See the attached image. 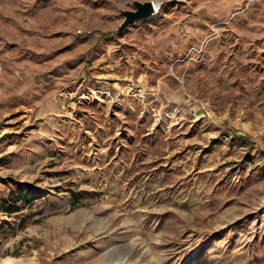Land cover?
<instances>
[{"label": "rangeland", "instance_id": "rangeland-1", "mask_svg": "<svg viewBox=\"0 0 264 264\" xmlns=\"http://www.w3.org/2000/svg\"><path fill=\"white\" fill-rule=\"evenodd\" d=\"M196 3L185 58L93 87L84 0H0V264H264V0Z\"/></svg>", "mask_w": 264, "mask_h": 264}, {"label": "crops", "instance_id": "crops-1", "mask_svg": "<svg viewBox=\"0 0 264 264\" xmlns=\"http://www.w3.org/2000/svg\"><path fill=\"white\" fill-rule=\"evenodd\" d=\"M112 1L84 0V8L79 7L76 11L78 15L86 17L85 25H89V34L83 32L82 36L86 38L85 41L71 42L65 46L67 53L71 57H77L80 60L84 58L82 60L84 64L82 73L78 78H82L85 83L89 82L90 86L93 87L113 85L114 82L121 81L123 76L127 75L129 71L141 72V65L134 67L133 64L136 60H139V64L143 63V57L151 59L155 56H162V58H169L171 62L182 60L185 58L188 48L193 47V45H188L183 41L182 35H185V38L188 36L191 38L200 36L209 23V21L204 19L192 20L190 22L189 17L184 18V15L188 14L189 11L195 10V7L202 8L207 3L198 4L196 3L198 0H159V3H163L161 15L166 22L165 24H167V34L175 33L181 27H184L185 30L179 34V42L165 40L160 45H157L156 48L155 42L152 41L154 24L147 19H144V26L137 25V20H134L128 23L121 31L111 32L107 21L117 19L116 11L112 9L114 3ZM99 3L101 4L99 5ZM180 12H184V15L179 16L178 13ZM210 12L213 13V10L211 9ZM92 15H98L103 19L99 23L93 24L90 20ZM113 24L115 25L116 22L112 23L110 27ZM74 28L77 29L79 27ZM177 31L181 32V30ZM158 50H164L163 55ZM141 57L143 60L139 59ZM129 65H131L132 70L129 69ZM123 67L126 68L124 69ZM175 77L179 81L182 80L181 77ZM137 78L142 77L139 75ZM51 109L54 111L53 107ZM46 111L45 109H41L39 112ZM47 112L48 114L50 113L49 111ZM47 119L49 120V118Z\"/></svg>", "mask_w": 264, "mask_h": 264}, {"label": "water", "instance_id": "water-1", "mask_svg": "<svg viewBox=\"0 0 264 264\" xmlns=\"http://www.w3.org/2000/svg\"><path fill=\"white\" fill-rule=\"evenodd\" d=\"M120 20L113 26L111 32L121 31L128 23L134 20L147 19L154 11L152 0H129V6L117 7Z\"/></svg>", "mask_w": 264, "mask_h": 264}, {"label": "built area", "instance_id": "built-area-1", "mask_svg": "<svg viewBox=\"0 0 264 264\" xmlns=\"http://www.w3.org/2000/svg\"><path fill=\"white\" fill-rule=\"evenodd\" d=\"M153 1V0H152ZM158 1V0H157ZM158 5H159V1L157 2V7H158ZM155 11H156V9L154 8V11H153V14L151 13L149 16H148V18H151V17H155L157 14H158V10L156 11V14H155ZM147 18V19H148ZM137 94H141L140 92V88L137 90V91H135Z\"/></svg>", "mask_w": 264, "mask_h": 264}, {"label": "bare ground", "instance_id": "bare-ground-1", "mask_svg": "<svg viewBox=\"0 0 264 264\" xmlns=\"http://www.w3.org/2000/svg\"><path fill=\"white\" fill-rule=\"evenodd\" d=\"M157 2H158L157 0H153V7L156 9V11H157ZM156 11H155V14H156Z\"/></svg>", "mask_w": 264, "mask_h": 264}]
</instances>
